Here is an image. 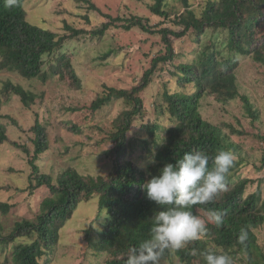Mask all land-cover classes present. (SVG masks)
<instances>
[{
  "label": "trees",
  "instance_id": "16d2710c",
  "mask_svg": "<svg viewBox=\"0 0 264 264\" xmlns=\"http://www.w3.org/2000/svg\"><path fill=\"white\" fill-rule=\"evenodd\" d=\"M25 1L15 0L8 7L5 0H0V71L43 83L65 79L79 89L81 83L67 51L68 44L83 37L100 40L110 27L125 32L137 28L149 35H159L163 50L151 59L135 87L105 88L91 103L93 112L114 102L124 104L107 132L98 127L104 135L100 142L112 145L104 153L111 160L106 178H86L74 170H66L53 182L49 176L40 174L34 160L47 150L44 128L37 122L31 128L35 138L28 163L32 175L29 190L45 187L48 195L33 220L15 221L7 234L0 225L1 264H52L61 230L80 203L94 199L96 227L82 229L85 241L96 260L103 257L104 264H125L129 247L147 236L156 214L170 207L161 208L148 201L141 185L158 174L164 164L175 163L186 152L204 151L214 156L221 150H231L236 157L226 179L227 190L208 204L193 206L191 211L207 221L209 210H220L225 214L224 223L218 228L208 222L207 234L189 243L176 256L181 264H205L201 253L218 246L233 258L234 264H264V250L255 233L264 226V178L246 194L253 182L238 174L246 160L242 158V143L234 140L249 134L231 124L214 125L204 120L200 112L201 102L207 98L222 107L239 99L246 114L253 121L258 120L248 97L239 93L236 73L247 59L264 68V0H153L150 12L163 19V24L172 18V26L178 31L156 29L142 17L106 16L110 21L100 28L87 31L64 22L58 32L32 25L26 17ZM79 1L88 12L98 11L90 0ZM79 17L89 23L87 16ZM118 22L122 24L116 25ZM176 40H182L184 45L179 51L174 48ZM156 79L159 94L152 105V117L144 122L147 108L140 95ZM2 92L18 97L26 107L37 99L35 94L11 82L4 83ZM136 121L140 124L132 132ZM73 129L78 131L76 126ZM250 136L254 145L264 147V133L258 131ZM5 143L8 136L0 124V146ZM11 143L28 153L26 148ZM153 153L154 165L148 163ZM263 170L264 148L256 168L257 172ZM0 210L7 214L9 206L0 204ZM241 228L248 231L246 245L237 243Z\"/></svg>",
  "mask_w": 264,
  "mask_h": 264
},
{
  "label": "rangeland",
  "instance_id": "374dc122",
  "mask_svg": "<svg viewBox=\"0 0 264 264\" xmlns=\"http://www.w3.org/2000/svg\"><path fill=\"white\" fill-rule=\"evenodd\" d=\"M98 11L88 12L79 0H26L24 9L27 20L35 26L51 31H61L64 22L77 28L91 31L109 22L106 16L129 19L146 18L156 29L164 27L178 31L172 26V18L163 24V19L154 16L149 6L153 0H90ZM79 16H87L85 23ZM121 22L116 23L120 26ZM183 40V39H182ZM181 40V41H182ZM181 41L174 42L177 51L184 48ZM163 50L159 35H149L134 28L128 32L119 27H110L100 39L88 37L72 40L67 47L80 88L76 89L65 79H52L43 83L38 79L26 80L20 76L0 71V124L4 126L8 143L0 146V204H7V214L0 210V225L9 232L14 222L20 219L33 220L40 212L41 202L48 195L45 187L29 190L31 168L29 160L33 155L35 135L31 128L37 122L44 128L47 150L41 153L34 163L40 174H45L53 182L66 170H74L83 177L106 178L111 169V160L104 153L112 145L100 142L112 121L122 111L121 101L93 112L91 103L105 92V88L131 89L140 81L149 68L155 54ZM111 52L103 60V56ZM239 93L248 97L258 120L253 121L243 109L239 99L222 107L210 98L201 102L200 112L204 120L214 124H231L249 135L234 137L242 143V158L246 164L238 174L249 179L246 194L252 192L257 182L264 178V170L257 172L264 147L254 145L250 135L264 133V68L257 67L247 59L241 63L237 73ZM11 82L37 96L27 107L18 97L2 92L4 83ZM159 81L156 79L140 95L145 112L144 122L153 114V102L159 94ZM140 121H136L135 132ZM76 126L78 131L73 127ZM228 133V130H226ZM15 142L26 148L25 154ZM262 149V150H261ZM31 184L35 185L32 181ZM97 204L95 199L77 206L72 218L60 232L57 252L52 264H104V258L95 259L82 229L96 227ZM258 243L264 250V226L255 230ZM2 258H0V264ZM164 264H181L172 256L166 257Z\"/></svg>",
  "mask_w": 264,
  "mask_h": 264
},
{
  "label": "clouds",
  "instance_id": "9594fccd",
  "mask_svg": "<svg viewBox=\"0 0 264 264\" xmlns=\"http://www.w3.org/2000/svg\"><path fill=\"white\" fill-rule=\"evenodd\" d=\"M15 0H5L10 7ZM231 150H221L214 156L204 151L186 152L175 163H166L142 185L145 198L156 206L166 207L152 219L147 236L137 245L129 247L125 264H164L166 257L176 256L189 243L199 241L207 232V223L221 227L225 214L209 210L207 221L194 215L192 207L208 204L217 194L226 191V179L235 163ZM211 160V167L209 161ZM156 164L155 153L148 158ZM248 231L241 228L237 243L246 245ZM192 254H196L193 250ZM201 255L205 264H234L233 258L218 246L205 249Z\"/></svg>",
  "mask_w": 264,
  "mask_h": 264
}]
</instances>
